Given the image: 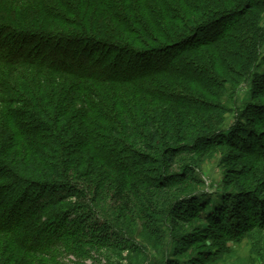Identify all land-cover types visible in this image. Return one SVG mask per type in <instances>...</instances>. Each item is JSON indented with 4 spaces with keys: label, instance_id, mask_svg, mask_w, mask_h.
Instances as JSON below:
<instances>
[{
    "label": "trees",
    "instance_id": "trees-1",
    "mask_svg": "<svg viewBox=\"0 0 264 264\" xmlns=\"http://www.w3.org/2000/svg\"><path fill=\"white\" fill-rule=\"evenodd\" d=\"M206 1L0 0V241L6 235L11 250L28 255L79 244L78 231L58 234V224L69 217L59 208L72 194L70 186L94 208L111 184L118 191L113 201L123 202L141 184L150 191L184 187L196 169L191 162L180 165L184 157L208 151L214 139L239 135V128L216 135L203 125L191 136L188 129L195 125L164 124L152 113L155 102L192 114L209 112L198 108L195 96L166 83L178 79L206 92L218 90L214 79L229 71L226 58L233 54L249 63L247 79L255 73L264 29L253 16L264 13V0ZM6 35L10 39H2ZM160 76L172 79L163 83ZM258 80L256 88L264 85ZM123 86L137 91L128 99L120 93ZM108 90V99L100 97ZM72 116L79 120L75 128ZM73 147L82 165L72 161ZM81 175L89 185L80 183ZM45 194L53 199L41 203ZM246 196L230 198L236 204ZM256 201L264 209V200ZM225 203L226 210L236 207ZM85 223L78 225L85 230L84 244L102 247L109 238L86 235L98 226ZM47 232L50 239L43 237ZM98 238L103 242L94 243Z\"/></svg>",
    "mask_w": 264,
    "mask_h": 264
},
{
    "label": "rangeland",
    "instance_id": "rangeland-1",
    "mask_svg": "<svg viewBox=\"0 0 264 264\" xmlns=\"http://www.w3.org/2000/svg\"><path fill=\"white\" fill-rule=\"evenodd\" d=\"M254 13L253 17L261 20L260 27L264 29V13ZM9 37L6 35L2 39L8 40ZM261 43L263 47L258 63L254 66V75L247 79L249 63L233 54L236 56L226 58L233 68L228 66L229 71H222L220 79H214L220 86L218 90L216 88L206 92L183 80L159 77L163 83H166V79L174 80L166 83L172 91L180 92L182 89V93H186L183 95L195 96L196 99L193 97V100L198 108L209 111L192 114L182 108L179 110L155 102L152 113L162 123L172 122L179 126L184 121L189 122L187 128L195 125L188 129L191 136L203 125L213 127L216 135H228L240 129L239 135L231 136L230 140L225 142L224 138L214 139V145L208 151L183 158L180 165L186 168L191 162L196 168L184 187L176 183L165 191H150L147 185L141 184L139 196H128L123 202L122 199L113 201L118 191L111 184V191L99 200L97 209L81 197L80 192L76 193L75 187L70 186L72 194L59 208L64 213L69 212V217L65 225L58 224L61 228L58 234L69 236L79 232L78 240L81 243H65L44 255H28L22 251L18 255L16 249L11 250L10 245H7L11 240L4 235L3 241H0V264H7L9 261L10 264H264V226L255 227L256 224L264 223V209L256 201L264 200V85L255 87L258 78L264 80V39ZM125 89L120 93L128 99L137 91L134 87L128 89L127 86ZM109 94L110 90L100 97L107 96L108 99ZM72 120L75 128L79 120L75 116H72ZM75 138L81 146V138L76 134ZM69 155L74 164L84 163L76 148L73 147ZM177 171L178 169L174 170L175 173ZM155 173L157 172L148 174L153 177ZM80 178V183L85 181L89 185L88 179L82 178V175ZM237 193H246L247 198L236 201L235 204L230 196ZM50 199H53L52 195L45 194L41 203ZM185 200L187 203L183 207ZM230 201L236 206L231 211L226 210L225 203ZM10 202L12 200L6 205ZM26 207L28 206L23 209ZM98 210L102 212V218L98 217ZM1 211L0 216L3 217L4 211ZM251 212L254 213L253 222L249 224L247 217ZM21 215L22 213L17 218H21ZM104 217L110 223L105 219L103 221ZM13 218L16 219L15 216ZM50 219L55 222L54 218ZM80 220L97 223L98 230H89V233L85 232L86 235L93 233L105 240L108 237V241L102 247L84 244L81 236L85 230L78 228ZM219 222H223V226ZM121 227L127 230V235L121 234ZM241 227L245 228L235 235L233 230ZM50 236L49 232L43 234L45 239H50ZM96 242L103 241L98 238L94 241Z\"/></svg>",
    "mask_w": 264,
    "mask_h": 264
}]
</instances>
